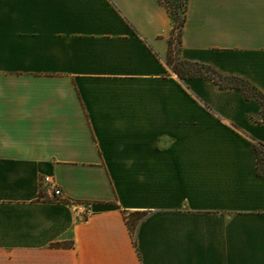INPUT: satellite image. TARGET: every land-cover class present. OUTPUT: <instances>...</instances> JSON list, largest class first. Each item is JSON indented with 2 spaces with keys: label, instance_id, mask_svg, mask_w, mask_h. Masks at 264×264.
<instances>
[{
  "label": "crops",
  "instance_id": "0c3cea01",
  "mask_svg": "<svg viewBox=\"0 0 264 264\" xmlns=\"http://www.w3.org/2000/svg\"><path fill=\"white\" fill-rule=\"evenodd\" d=\"M171 30L159 0H0V264H264L262 107L181 81ZM179 57L264 93V0H189Z\"/></svg>",
  "mask_w": 264,
  "mask_h": 264
},
{
  "label": "trees",
  "instance_id": "16d2710c",
  "mask_svg": "<svg viewBox=\"0 0 264 264\" xmlns=\"http://www.w3.org/2000/svg\"><path fill=\"white\" fill-rule=\"evenodd\" d=\"M167 9L172 22V30L169 39V53L167 65L179 77L181 81L186 79L201 78L214 81L222 89H239L244 92L248 100H256L262 107L264 117V93L259 91L248 80L226 76L212 67L199 63L180 60L179 53L182 45V35L187 19L189 0H159ZM257 155V172L264 177V145L255 143ZM139 218L130 222L131 230H136Z\"/></svg>",
  "mask_w": 264,
  "mask_h": 264
},
{
  "label": "built area",
  "instance_id": "2783aa9c",
  "mask_svg": "<svg viewBox=\"0 0 264 264\" xmlns=\"http://www.w3.org/2000/svg\"><path fill=\"white\" fill-rule=\"evenodd\" d=\"M40 185H41V188L47 187L55 199L59 200L62 198V195H63L62 189L56 183L54 178L50 176H46L43 179H41ZM83 213L85 215H89L90 213L89 208L86 206H83ZM134 232L132 231L133 234Z\"/></svg>",
  "mask_w": 264,
  "mask_h": 264
}]
</instances>
